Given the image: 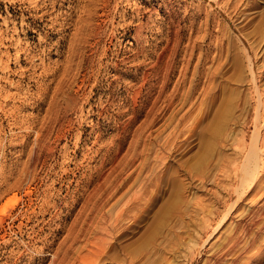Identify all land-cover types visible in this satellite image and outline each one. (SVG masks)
Segmentation results:
<instances>
[{
	"label": "rangeland",
	"instance_id": "obj_1",
	"mask_svg": "<svg viewBox=\"0 0 264 264\" xmlns=\"http://www.w3.org/2000/svg\"><path fill=\"white\" fill-rule=\"evenodd\" d=\"M0 264H264V0H0Z\"/></svg>",
	"mask_w": 264,
	"mask_h": 264
},
{
	"label": "bare ground",
	"instance_id": "obj_2",
	"mask_svg": "<svg viewBox=\"0 0 264 264\" xmlns=\"http://www.w3.org/2000/svg\"><path fill=\"white\" fill-rule=\"evenodd\" d=\"M256 157V156H255ZM253 179V178H252Z\"/></svg>",
	"mask_w": 264,
	"mask_h": 264
}]
</instances>
